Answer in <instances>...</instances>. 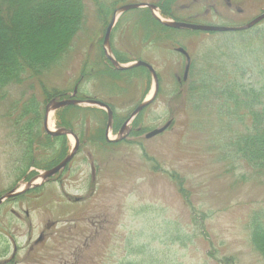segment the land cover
<instances>
[{
    "label": "rangeland",
    "instance_id": "rangeland-1",
    "mask_svg": "<svg viewBox=\"0 0 264 264\" xmlns=\"http://www.w3.org/2000/svg\"><path fill=\"white\" fill-rule=\"evenodd\" d=\"M140 3L155 4L153 12L164 20L233 27L264 12V0H83L81 17L57 27L59 35L56 27H47L43 32L52 35L42 33L27 54L36 69L28 71L21 83L0 91V197L23 187L31 172L36 171L34 178L44 170L28 168L24 174L25 134L29 136L33 108L42 114L38 161L44 163L53 153L42 145L44 121L51 102L62 100L50 101L49 93L78 91L86 98L82 100L109 101L112 127L124 123L126 113L152 95L154 78L146 66L141 65L148 73L130 81L110 70L103 41L114 15L107 51L130 59L122 65L138 59L151 63L159 88L139 121L134 123L137 116L130 120L132 135L113 145H97L91 133L101 122L96 112L104 111L108 124L107 111L85 103L69 105L85 109L71 112L76 114L71 118L81 123L78 132L91 133L90 138H81L76 155L48 182L2 203L0 264H264L251 239L254 217L264 220V173H256L230 145L233 132L238 134L245 126L214 99L196 108L185 91L193 66L199 79L210 53L235 54L237 47L248 43L243 33L251 34L255 28L231 32L174 28L177 31L160 42L157 27L140 12L150 7L119 10ZM162 3L173 17L163 15ZM260 23L264 28V19ZM145 25L157 33L145 31ZM252 42L256 45L258 40ZM179 48L187 51L190 62ZM240 55L245 61L244 51ZM258 55L249 57L248 63L235 57L225 63L219 60L209 65V73L219 75L223 68L244 85H264V62ZM92 107L98 110L89 112ZM53 112L56 129L57 111ZM169 120L166 131L146 138ZM122 127L116 133L110 129L108 137L115 139ZM63 135L72 149L74 137L58 136Z\"/></svg>",
    "mask_w": 264,
    "mask_h": 264
},
{
    "label": "trees",
    "instance_id": "trees-1",
    "mask_svg": "<svg viewBox=\"0 0 264 264\" xmlns=\"http://www.w3.org/2000/svg\"><path fill=\"white\" fill-rule=\"evenodd\" d=\"M161 8L163 15L168 17L174 16L168 8L166 9L164 7L163 3L161 4ZM83 10V0H0V91L8 85L21 83L28 71L36 69L31 64L32 58L27 54L30 49L36 47L42 33L52 35L53 32H49V30L43 32L47 27H56L55 30H57L59 35V29L57 27H63L70 21L79 19ZM140 12L146 17L149 16V20L157 27L156 30L159 34L160 42L164 41V37L167 35L177 31L161 23L152 15L150 9L142 8ZM175 19L180 20L179 18ZM260 24L251 28V30L255 28V31L251 34L248 33V35H244L243 33V36H247L244 40L248 41V43H245L244 48L241 46L240 48L237 47V52L235 54L231 55V53H224L215 55L210 53L211 56H207V60L205 61L207 63L205 65L207 69L204 71V75L199 79H196L195 67L193 66L191 68L189 80L191 82H189V86L185 88V91L190 98L189 100L195 102L196 108H199L201 103L203 104L214 99L221 103L222 106L219 107L220 109L227 110L228 114L234 117V121H238L241 125L245 126V129L241 130L240 133L236 134L237 132H233L230 145L233 146L238 156L246 160L248 164L253 167L256 173L262 174L264 173V85H244L237 80H232L235 74L225 71L223 68L221 72L219 71V75L217 73H209L211 70L209 65H213L219 60L223 63L225 59L229 60L233 57H235L233 59L239 62L248 63V58L254 57L253 55L257 53L259 54L257 57L261 58V61L264 62V28L259 27ZM143 29L145 31L151 30V28L147 26ZM157 32H152L151 30V33L156 34ZM252 39L258 40L256 45L259 46V49L256 50V45H253ZM240 50L245 53V61L242 60L243 58L240 55ZM254 50L256 52H254ZM116 57L120 62L129 61V59H123L118 52H116ZM45 58L47 59V57ZM108 63L112 67L110 69L111 72L114 74L120 73V78L126 79L125 81H130V77L132 79L133 76L139 75V73H148V70L141 66L128 69H115L110 60ZM216 67L220 68L218 66ZM224 75H228V78L225 80ZM30 76L33 77L31 73ZM113 76L118 77L115 75ZM210 83L213 84L214 87ZM180 96H182V94ZM48 97L51 101L52 99L63 100L65 98H72V95L69 93H49ZM76 97L86 99L82 93H78ZM88 109H90L89 112L98 110L93 107ZM78 110L85 109L79 106H69L58 109L56 113L57 127L73 129L78 134L80 140L83 136H88L89 139L91 133H93L94 135L92 137H94L97 145L98 142L103 145L116 144V142L107 140V124H104L106 122L104 118L106 114L104 111L100 110L96 112L101 116V122L98 126L99 129L96 132L89 133V135L88 132H86V135L85 133H82L84 134L82 135L76 128L77 125H81V123L71 118V115H76L71 112ZM33 113L34 117L31 123L27 125V128H30L29 136L27 133L25 134L27 150L25 152L26 169L24 174H26L27 170L30 168L49 169L57 165L67 157L69 150H71L67 136H53L44 131L46 133L43 136V142H45V144L41 143L44 150L48 147L53 153L49 155V159H46L44 163L38 161L39 153L36 151V149H38L36 145L40 144L37 139L42 133L41 131H37V128L41 126L42 114L41 111H37V109L34 110V108ZM246 120L249 121L247 125ZM138 121L139 117L134 123L136 124ZM121 125L122 123L114 124L112 127L113 131L115 133L118 132ZM143 131L144 129L142 128L139 133ZM133 132L134 131H132V133ZM34 175H36V171L29 174L28 180ZM251 239L255 249L264 258V220L258 216H255L252 221Z\"/></svg>",
    "mask_w": 264,
    "mask_h": 264
},
{
    "label": "water",
    "instance_id": "water-1",
    "mask_svg": "<svg viewBox=\"0 0 264 264\" xmlns=\"http://www.w3.org/2000/svg\"><path fill=\"white\" fill-rule=\"evenodd\" d=\"M145 6L150 7L152 12L156 8V6L154 4L142 3V4L125 5V6L121 7L119 10L121 13H124L128 10L140 8V7H145ZM153 14L161 23H163L166 26L172 27V28H177V29L183 28V29H190V30H195V31H213V32H227V31L231 32V31L247 30V29H250V28L256 26L258 23H260L264 19V12H263L261 15L257 16L255 19H253L251 22L247 23L246 25L240 26V27H233V26H224V25H209V24H201V23H191V22H183V21H177V20H164V19L160 18L158 15H156L155 12H153ZM115 22H116V15H114V17L112 18V21H111L109 28L107 30L105 41H104L105 46L110 43V41H109L110 32H111V29L113 28ZM178 50L183 52L188 57V60L190 62V56L188 55L187 51L184 48H179ZM108 56H109L110 60L112 61V63L120 69H128V68L133 67L132 65H131V67L124 66V65L120 64L112 55L108 54ZM133 65L134 66L135 65L136 66L143 65V66H146L147 68H149V70L151 71V74L153 75L154 83H155L154 92H153V96H152V98H154L156 96L158 88H159V78H158L157 71L154 69V67H152V65H150L149 63H147L145 61L135 62ZM189 71H190V63L186 66L185 80L188 78ZM152 98L150 100L144 101L142 104H140L137 107V109L132 114L130 119H128L126 121V123L123 125V127L121 128L120 132L117 135V138H115V139L108 138V140L118 142L119 140L126 138V136L129 133V126L128 125L130 123V120L132 118H134V116H137L142 111L143 108L148 106L152 102ZM83 103H86L88 105H100V106L106 107L109 111L108 130L111 128V126H112V111L108 107V105H106L100 101L80 100L78 98H70V99H66V100H62V101H52L51 106L46 111V116H45V121H44L45 129H46L48 134L53 135V136H58V135H62V134L72 135L75 139L74 147H73L71 153L64 160H62L60 163H58L56 166L49 168V169L45 170L44 172L40 173L38 176L32 178L22 188L17 189V190H13V191L7 193L6 195L0 197V205L2 204V202L5 199L20 195L22 193H25L29 189L41 186L43 183H45L50 178H52L53 176L58 174L62 169H64L66 167V165L72 160V158L76 155L77 150L80 146L79 137L72 130L65 129V128H62V129H59L56 131L50 130L48 127L47 120H48V115H49L50 109L53 111H56L58 109L67 107L69 105H81ZM171 124H172V120H169L164 126H162L160 128H155L152 131H150L149 133H147L146 138H148V139L152 138V137L166 131L171 126Z\"/></svg>",
    "mask_w": 264,
    "mask_h": 264
},
{
    "label": "flooded vegetation",
    "instance_id": "flooded-vegetation-1",
    "mask_svg": "<svg viewBox=\"0 0 264 264\" xmlns=\"http://www.w3.org/2000/svg\"><path fill=\"white\" fill-rule=\"evenodd\" d=\"M129 58H127V60H128ZM130 60V59H129ZM140 60H142V59H138L137 61H140ZM145 61V60H144ZM147 62V61H146ZM112 63V62H111ZM125 63V62H124ZM149 63V62H148ZM151 64V63H150ZM78 94V93H77ZM97 100H99V101H101V102H104V103H106L110 108H111V110H112V105H111V103L109 102V101H103V100H100V99H97ZM143 101V100H142ZM142 101L133 109V110H131L128 114L126 113V115H127V117H126V119H125V122L124 123H122V125H121V127L126 123V121L131 117V115L135 112V110H136V108L142 103ZM147 107H149V106H147ZM147 107L145 108V109H147ZM144 109V110H145ZM143 110V111H144ZM142 111V112H143ZM142 112H140V113H142ZM140 113L137 115V118H138V116L140 115ZM112 115L114 116V113H113V110H112ZM132 131H133V125L131 124L130 125V128H129V133H128V135H130L131 133H132ZM127 132V131H126ZM127 135V136H128Z\"/></svg>",
    "mask_w": 264,
    "mask_h": 264
},
{
    "label": "bare ground",
    "instance_id": "bare-ground-1",
    "mask_svg": "<svg viewBox=\"0 0 264 264\" xmlns=\"http://www.w3.org/2000/svg\"><path fill=\"white\" fill-rule=\"evenodd\" d=\"M159 15V14H158ZM151 97V94H149V97H147V100ZM53 111H50L49 115H48V120H47V123H48V127L50 129H54V126H53Z\"/></svg>",
    "mask_w": 264,
    "mask_h": 264
}]
</instances>
